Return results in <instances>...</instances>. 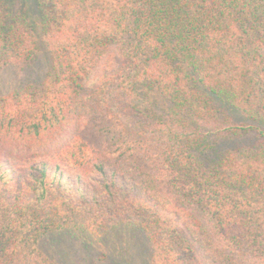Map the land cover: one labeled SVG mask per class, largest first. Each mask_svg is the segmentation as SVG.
<instances>
[{
	"label": "trees",
	"instance_id": "trees-1",
	"mask_svg": "<svg viewBox=\"0 0 264 264\" xmlns=\"http://www.w3.org/2000/svg\"><path fill=\"white\" fill-rule=\"evenodd\" d=\"M30 8L0 0V73L51 58L0 96V264H60L40 242L68 225L136 227L149 264H264V0Z\"/></svg>",
	"mask_w": 264,
	"mask_h": 264
},
{
	"label": "rangeland",
	"instance_id": "rangeland-1",
	"mask_svg": "<svg viewBox=\"0 0 264 264\" xmlns=\"http://www.w3.org/2000/svg\"><path fill=\"white\" fill-rule=\"evenodd\" d=\"M24 6L31 10L30 0H24ZM36 53L32 63L0 73V96L43 81L51 68L50 53L44 42L38 41ZM204 219L207 221V217ZM40 248L62 264H149L150 248L143 232L129 225L112 227L102 235L80 225H68L48 232L41 239Z\"/></svg>",
	"mask_w": 264,
	"mask_h": 264
}]
</instances>
